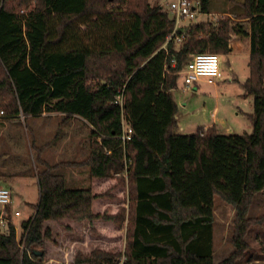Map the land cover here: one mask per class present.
Here are the masks:
<instances>
[{
    "label": "trees",
    "instance_id": "trees-1",
    "mask_svg": "<svg viewBox=\"0 0 264 264\" xmlns=\"http://www.w3.org/2000/svg\"><path fill=\"white\" fill-rule=\"evenodd\" d=\"M194 1L210 13V0ZM242 7L248 30L238 33L250 48L242 85L252 97V131L222 134L210 126L179 134L172 94L179 72L194 53L231 51L227 20L190 22L176 44L167 40L170 13L148 0H0L3 117L55 112L91 125L81 162L51 165L44 146L36 150L35 213L21 225L23 249L14 226L0 224V264H43L52 238L45 223L73 231L84 221L97 233L108 222L125 223L124 250L77 251L73 264H119L122 256V264H214L215 198L236 211L234 250L217 264L245 256L250 226L264 223V216H247L264 189V0ZM120 93L122 107L114 103ZM121 116L132 129L124 145ZM60 165L88 166L90 185L66 188L54 173Z\"/></svg>",
    "mask_w": 264,
    "mask_h": 264
},
{
    "label": "rangeland",
    "instance_id": "rangeland-1",
    "mask_svg": "<svg viewBox=\"0 0 264 264\" xmlns=\"http://www.w3.org/2000/svg\"><path fill=\"white\" fill-rule=\"evenodd\" d=\"M151 5L160 3L167 11L170 0H148ZM244 0H210V13L200 14L196 21L206 20L218 23L227 20L230 26V43L237 40L248 42L249 39L239 34L240 28L248 30L247 21L241 17L244 14L242 3ZM27 10V9H26ZM249 54L245 51L220 55L221 77L215 79L214 84H209L201 78L195 85L184 89L183 76L179 75L177 87L172 92L178 105L185 104L183 111L185 119H190L189 113L201 109L205 105L214 117L221 118L225 124H231L236 134H249L252 131L250 121L246 114L253 111L251 97H245L243 83L249 76ZM195 88V90H194ZM184 107V108H185ZM181 110V107L179 108ZM178 109V110H179ZM236 112L238 114H236ZM180 115L178 111V116ZM197 126L206 125L200 116L196 117ZM186 134L196 131L190 128ZM224 131V130H223ZM57 134V135H56ZM86 127L79 126L76 117L65 120L63 115L55 112H46L42 116L28 117L23 115L13 118H0V187L13 188L11 192L12 203L9 212L19 211L21 216H10V223L14 226L16 237L21 241V248L25 240L26 231L22 223L35 213V204L39 198V189L36 179L35 156L40 147L42 157L51 165L63 163L61 161H75L87 156L91 138ZM68 146L70 147H67ZM82 144L81 150L75 149ZM35 146V149L31 148ZM75 148V149H74ZM87 150V151H86ZM87 152V154H85ZM81 161V159L79 160ZM89 174V168H83ZM77 168H65L60 165L54 173L66 177V187L87 188L84 181L73 182L69 174L76 172ZM88 179V178H87ZM83 180V179H82ZM14 182L12 185L11 183ZM78 183V184H77ZM12 186V187H11ZM116 210V208H114ZM114 210V212H116ZM236 211L233 206L225 204L219 198L214 200V231H215V261L223 256L226 258L229 251L231 237L234 230ZM249 218L264 216V189L253 196L248 210ZM50 224L47 225V224ZM83 224V223H82ZM6 224L2 225L5 229ZM52 231L51 242L45 243V259L43 264H73L77 251L88 253L94 248L117 249L121 252L125 246V223L123 228H117L112 222L94 229L80 226L73 231L65 230L64 225L55 222H46ZM52 226V227H51ZM98 230V229H97ZM245 240L248 250L237 264H264V223L251 225ZM233 250L234 246L232 245ZM124 257L120 258V263ZM67 262V263H66Z\"/></svg>",
    "mask_w": 264,
    "mask_h": 264
},
{
    "label": "built area",
    "instance_id": "built-area-1",
    "mask_svg": "<svg viewBox=\"0 0 264 264\" xmlns=\"http://www.w3.org/2000/svg\"><path fill=\"white\" fill-rule=\"evenodd\" d=\"M168 10L171 17L174 20L172 33L167 40L174 38L176 44L181 43L183 34L179 35V31L188 23L195 22L200 14V5L194 0H173L168 3ZM179 75L183 76L184 89H188L190 86L195 85L201 78H205L207 83L214 84L215 79L221 77L220 71V56L215 53L198 52L194 53L183 69L179 72ZM123 94L120 93L115 104L120 107L123 106ZM4 116V111L0 109V118ZM122 133L119 138L124 145L130 140L132 129L126 122L123 116H121ZM12 203L11 191L6 187H0V224L4 225L10 222V217H6V209L9 210ZM15 216H19L18 211L14 212ZM10 216V212H9Z\"/></svg>",
    "mask_w": 264,
    "mask_h": 264
},
{
    "label": "crops",
    "instance_id": "crops-1",
    "mask_svg": "<svg viewBox=\"0 0 264 264\" xmlns=\"http://www.w3.org/2000/svg\"><path fill=\"white\" fill-rule=\"evenodd\" d=\"M171 1H173V0H170V2ZM149 2V1H148ZM150 3V2H149ZM151 4V3H150ZM155 5H158V6H161L160 5V3H158V2H156L155 3ZM167 11L169 12V10H168V3H167ZM162 7V6H161ZM202 21H206V20H201L200 22H202ZM229 46H230V48H231V51L229 52V54H232V53H236V52H246V53H250V48H249V41L248 42H242L241 40H237V41H235L234 43H230L229 44ZM220 56V55H219ZM221 71V70H220ZM177 82H178V80H177ZM176 89V88H175ZM174 89V90H175ZM173 90V91H174ZM194 90H195V88H194ZM172 91V92H173ZM173 94V93H172ZM244 96L245 97H251V96H249V95H247L246 94V92H245V94H244ZM252 98V97H251ZM175 99V98H174ZM176 101V100H175ZM252 102V101H251ZM176 103H177V101H176ZM177 107H178V109L181 107V110L179 109L178 111H179V113H180V115L178 116V112H177V114H176V119H177V133H179V134H186L188 131H186V130H189L190 128H192V129H195L196 128V130L198 129V128H202V127H210V126H213L215 129H216V131L218 132V133H222V134H230V133H233L234 132V128H233V126L231 125V124H225L224 123V121H222L221 120V118H217V117H214V115H212V114H214V113H211V112H209L208 111V109L205 107V105L203 106V107H201V109H195L194 111H192V112H190L189 113V117H190V119H185L184 118V116H186V114L183 112V111H186V107H185V104H181V106H179L178 105V103H177ZM185 107V108H184ZM46 112H43L41 115H39V116H42V115H44ZM236 114H238L237 112H236ZM198 116H200V118H201V121L204 123V124H206V125H203V126H197V124H198V122H197V120H196V117H198ZM73 117H76L77 118V122L79 123V126H84V128L86 127V129H87V131L89 132L90 131V129H91V125L86 121V120H84L83 118H81V117H78V116H73ZM224 130V131H223ZM196 132V131H195ZM195 132H193V133H195ZM190 134H192V133H190ZM90 145V144H89ZM67 147H69L68 146V144H67ZM70 148V147H69ZM87 148H89V147H87ZM75 149V148H74ZM81 150V152H82V149H83V147H82V144H79L78 146H77V148L75 149L76 151H78V150ZM87 151V150H86ZM85 154H87V152H85ZM85 157H86V155L83 157V158H80L81 159V161L82 160H84L85 159ZM79 159V160H80ZM79 160H75V161H72V162H81V161H79ZM61 162H64V161H61ZM66 162V161H65ZM69 162V161H68ZM70 167H72V168H77L78 170L76 171V172H71L70 174H69V176H71V178H72V181L73 182H78V183H80L81 181H84L86 184H87V186H89L90 185V173L89 174H87V170L88 169H86V170H84L83 168L84 167H86L85 165L84 166H80V165H73V166H65V168H70ZM88 167V166H87ZM59 168V167H58ZM89 168V167H88ZM62 175V174H61ZM36 176V175H35ZM64 176V175H63ZM64 178H65V185H66V183H67V179H66V177L64 176ZM88 178V179H87ZM83 179V180H82ZM14 182H12L11 183V185L13 184ZM77 183V184H78ZM4 187H6V186H4ZM12 187V186H11ZM6 188H8V187H6ZM67 188V187H66ZM81 187H72V188H70V189H80ZM8 189H10V188H8ZM68 189H69V187H68ZM11 192L13 191V188H11V190H10ZM39 199V198H38ZM37 202H38V200H37ZM11 207V206H10ZM14 212H16V211H12L11 213H10V216H15L14 215ZM19 212V211H18ZM20 213V212H19ZM19 216H21V213H20V215ZM51 224V223H50ZM50 224L48 223L47 225H49L50 226ZM82 226L83 227H89V222L88 221H84L83 222V224H82ZM52 227V226H51ZM213 228H214V224H213ZM212 247H213V262L215 261V249H216V243H215V231H214V229H213V243H212ZM233 251V247H232V245H230V247H229V251L228 252H232ZM225 257L223 256V258H221V259H219L218 261H217V263H219L221 260H223ZM67 263V262H66Z\"/></svg>",
    "mask_w": 264,
    "mask_h": 264
},
{
    "label": "water",
    "instance_id": "water-1",
    "mask_svg": "<svg viewBox=\"0 0 264 264\" xmlns=\"http://www.w3.org/2000/svg\"><path fill=\"white\" fill-rule=\"evenodd\" d=\"M37 254H40L39 252H37Z\"/></svg>",
    "mask_w": 264,
    "mask_h": 264
}]
</instances>
